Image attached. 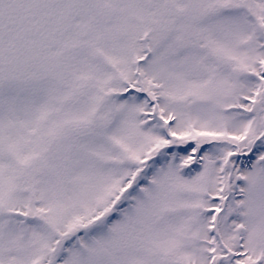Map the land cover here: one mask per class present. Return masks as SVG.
Segmentation results:
<instances>
[{
	"label": "snow or ice",
	"instance_id": "6c2138e0",
	"mask_svg": "<svg viewBox=\"0 0 264 264\" xmlns=\"http://www.w3.org/2000/svg\"><path fill=\"white\" fill-rule=\"evenodd\" d=\"M0 264H264V0H0Z\"/></svg>",
	"mask_w": 264,
	"mask_h": 264
}]
</instances>
